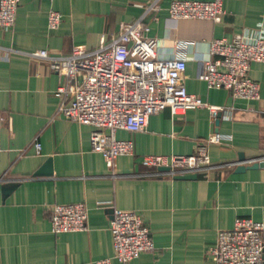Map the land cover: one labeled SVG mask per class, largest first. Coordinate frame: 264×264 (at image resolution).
<instances>
[{
  "label": "crops",
  "instance_id": "1",
  "mask_svg": "<svg viewBox=\"0 0 264 264\" xmlns=\"http://www.w3.org/2000/svg\"><path fill=\"white\" fill-rule=\"evenodd\" d=\"M170 1L21 0L13 26L0 29V48L12 50L0 58V264H94L111 256L112 208L136 212L154 244L128 264H214L208 248L218 230L231 228L242 216L264 224V166L228 165L264 158V63L253 62L249 70L260 88L258 100L235 99L197 78L211 40H231L264 24V0H221L224 14L218 23L171 19ZM154 2L158 10H148ZM50 10L62 16L55 30L47 27ZM139 18L149 27L146 39H155L159 59H185L187 92L223 107L229 118L212 117L206 108L181 115L163 108L142 131H115L116 139L132 141L133 153L117 157L109 170L102 155L90 149L93 128L56 113L60 78L47 61L27 53L94 49L116 36L122 23ZM212 134L228 137L205 144L216 167L184 174L188 178L155 177L162 170L142 163L145 155L192 154ZM68 203L87 207V229L52 233V206ZM111 264L122 263L112 259Z\"/></svg>",
  "mask_w": 264,
  "mask_h": 264
},
{
  "label": "built area",
  "instance_id": "2",
  "mask_svg": "<svg viewBox=\"0 0 264 264\" xmlns=\"http://www.w3.org/2000/svg\"><path fill=\"white\" fill-rule=\"evenodd\" d=\"M21 0H0V29L11 28L15 11ZM148 10L157 11L156 2ZM168 16L174 20L221 21L224 14L221 0H171ZM264 15V11H263ZM62 16L55 10L47 13V27L55 30ZM149 27L141 18L130 24L122 23L119 32L109 42L103 39L97 48H74L67 55H54L45 49L27 55L48 62L49 68L60 78L55 96L59 99L56 113L65 119L93 128L90 149L100 153L105 166L113 170L119 156L131 155V140H118L116 130L139 132L148 119L163 108L172 115L188 110L206 108L212 117L229 118L221 106L210 105L188 93L184 85L185 59H159L155 39H146ZM11 49L0 48V58H7ZM209 59L204 62L197 78L207 88L228 90L235 99L258 100L260 88L249 76L253 62L264 63V24L245 29L231 40L214 39L209 42ZM2 117L0 114V131ZM228 137L212 134L192 154L170 156L145 155L142 163L148 167L167 168L153 173L155 177H171L209 169L212 166L205 144H220ZM35 154L40 143L34 140ZM1 150V144H0ZM264 158L238 160L230 166L251 165ZM99 208H103L98 204ZM88 209L81 203L54 204L50 212L52 233L79 232L87 229ZM111 235V256L99 258L94 264H111V260L128 264L142 252L154 250L149 230L132 210L112 208L108 222ZM264 224L249 217H236L229 229L216 232V239L208 248L214 264H263Z\"/></svg>",
  "mask_w": 264,
  "mask_h": 264
},
{
  "label": "water",
  "instance_id": "3",
  "mask_svg": "<svg viewBox=\"0 0 264 264\" xmlns=\"http://www.w3.org/2000/svg\"><path fill=\"white\" fill-rule=\"evenodd\" d=\"M241 160H244V159H241ZM262 166H264V161H261V162H253L251 165H247V166H245V165H238V166H236V169L237 170H243L244 168H257V167H262ZM160 169L161 170H166L167 168L163 167V168H160ZM47 175H51V169L49 170V173ZM189 176H191V175H177V176H175V178H188Z\"/></svg>",
  "mask_w": 264,
  "mask_h": 264
}]
</instances>
